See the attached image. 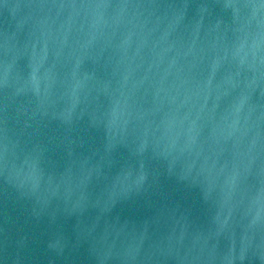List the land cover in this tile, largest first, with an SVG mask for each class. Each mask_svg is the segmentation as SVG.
Instances as JSON below:
<instances>
[{
  "label": "clouds",
  "instance_id": "obj_1",
  "mask_svg": "<svg viewBox=\"0 0 264 264\" xmlns=\"http://www.w3.org/2000/svg\"><path fill=\"white\" fill-rule=\"evenodd\" d=\"M0 264H264V0H0Z\"/></svg>",
  "mask_w": 264,
  "mask_h": 264
},
{
  "label": "water",
  "instance_id": "obj_2",
  "mask_svg": "<svg viewBox=\"0 0 264 264\" xmlns=\"http://www.w3.org/2000/svg\"><path fill=\"white\" fill-rule=\"evenodd\" d=\"M117 211H120L122 215H132V216H135L136 218H142L143 215L145 214L143 211H140V210H133V209H130L128 208L127 206L124 207L123 209H117ZM71 224H72V221L69 220L67 222V227L70 229L71 227Z\"/></svg>",
  "mask_w": 264,
  "mask_h": 264
}]
</instances>
